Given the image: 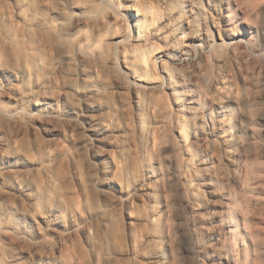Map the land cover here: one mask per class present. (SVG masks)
<instances>
[{"label":"rangeland","instance_id":"374dc122","mask_svg":"<svg viewBox=\"0 0 264 264\" xmlns=\"http://www.w3.org/2000/svg\"><path fill=\"white\" fill-rule=\"evenodd\" d=\"M58 1L31 0L26 14L36 23L50 21L49 8ZM224 2L203 0L200 19L190 13L186 0H181L180 7L173 4L171 9L164 8L158 0H68L67 12L74 4L85 3L99 17L97 24L88 25L92 35L104 38L102 65L92 71L93 83L100 92L96 100L106 110L105 121L112 131L113 178L133 190L135 198L123 205L117 204L115 197H102L95 184L97 169H87L86 155L78 149L82 137L62 126L51 152L30 136L19 139V149L37 164L33 169V189L39 200L32 206L14 195L0 197V218L10 204L20 219L17 226L22 223L34 232L45 225H32L33 219L51 208L60 210L67 225L78 221L77 206L84 212L102 211L104 217L94 225L92 246L80 234L67 237L62 251L52 256L61 264H250L252 252L248 259L244 251V247L251 246L249 226H241L245 238L229 233L231 218L235 222L243 214L245 219H253L252 226L260 233L255 249L264 264V0L257 8L249 6V11L240 3L250 14L256 40V53L244 45L247 59L257 56L256 69H251L246 79L238 73V63L228 47L230 39L224 32L230 28L222 22ZM133 3L145 14L137 35L139 42L130 46L131 42L119 41L133 33L132 23L124 17L126 6ZM175 16L178 23H172V29L167 30L165 23ZM133 17L138 19L136 13ZM206 23L211 24L215 36L206 58L214 65L213 74L218 81L211 92L216 143L210 152L213 163L209 169H203L200 148L205 145L198 142L206 130L201 128L196 133L191 123L178 115L172 91L149 97L145 113L139 118L128 83L120 77L123 66L133 63L146 81L163 82L164 74L154 62L156 56L172 43L184 46L195 31L205 34ZM17 33L22 37L21 31ZM48 47L46 42L41 45L45 72L59 63L56 50L50 47L48 53ZM220 60L228 65L226 75L217 66ZM199 61L203 63L204 57L199 56ZM165 68L168 72L172 65L167 63ZM179 68L191 69L190 65ZM71 70L77 72L78 68ZM191 78L197 86L198 76ZM70 83L65 75H60L51 80V93L62 97ZM233 98L243 100L241 113L230 103ZM14 136L7 134L8 141L12 142ZM57 154L62 155L64 163L53 166L51 156ZM242 168L247 173L240 179ZM148 171L156 176V200L142 189ZM226 195L232 196L230 202L224 200ZM0 248L4 253L0 264H8L9 257L19 259L21 264H33L24 243L0 240ZM161 253L165 263L158 259Z\"/></svg>","mask_w":264,"mask_h":264},{"label":"bare ground","instance_id":"6f19581e","mask_svg":"<svg viewBox=\"0 0 264 264\" xmlns=\"http://www.w3.org/2000/svg\"><path fill=\"white\" fill-rule=\"evenodd\" d=\"M158 1L168 9H171L175 3L180 7L181 2V0ZM186 1L190 13L195 18L203 14L201 10L203 0ZM262 1L225 0L222 5L224 11L222 22L228 27L227 29L230 28L224 32L230 39L228 47L233 60L238 63V73L245 79L251 69H256L257 61L256 55L247 59L244 52V45L252 47L255 52L256 40L250 26L248 8L249 6L257 8L259 3L260 5L263 3ZM30 2L31 0H0V197L14 195L19 200L36 206L39 198L33 189V169L37 164L19 149L18 141L30 136L45 151L51 152L54 140L61 134L58 129L64 126L82 137L78 149L86 155L87 169H97L95 183L97 192L104 198L115 197L117 204L129 205L135 198V193L121 186L113 178L110 155L113 148L112 131L105 121L106 110L96 100L100 92L93 83L92 71L102 65L101 45L104 38L99 34L92 35L88 31V25L97 24L99 17L95 12H91L85 3H73L71 10L67 12L68 0H59L56 5L49 8L51 20L42 19L43 21L39 20L36 23L26 14ZM240 3L245 4V7L248 6V11ZM136 5L133 3L126 6L124 15L125 19L132 23L133 33L120 37L119 41L126 44L131 42L130 46L139 42L137 35L142 29L144 11ZM133 13L137 14L138 19L133 17ZM177 20L178 16H175L165 21L167 30ZM210 25H207L208 31L205 34L198 35L196 31L193 32L189 36V41L182 47H176L170 42L171 45L167 50L156 56L154 62L160 66L164 74L163 82L153 84L146 81L139 75L136 64L133 63L125 64L120 76L128 83L133 94V104L139 118L145 113L149 97L155 96L160 91H172L178 115L185 122H190L196 133L201 128L206 130L198 139V142L203 143L202 146L205 145L200 148L203 169H209L213 163L210 152L216 143L214 141L215 111L211 92L218 81L213 74L214 65L211 66L212 62L210 64L206 58L211 51V44L215 42ZM19 30L22 37L17 33L20 32ZM44 42L49 46L48 53L50 49H55L59 56L58 65L50 72H45L46 65L43 63L41 45ZM199 56L204 57L203 63L199 61L202 64L197 62ZM217 62L222 72L228 74V65L222 60ZM167 63L172 65L168 72L165 68ZM189 65L190 70L179 68ZM74 66H77V72L71 70ZM60 75H65L72 83L68 85L62 97H56L51 93L49 84L51 80H57ZM194 75L199 78L197 86L190 80ZM233 99L230 103L241 113L242 99ZM9 133L15 135L12 142L7 139ZM141 134L143 136V131ZM51 157L50 164L53 166L64 163L61 154ZM241 170L238 176L240 179L247 173L245 168ZM147 174L148 178L143 182L142 189L156 200L154 189L156 176L151 171ZM46 176L50 178V174ZM224 200L230 202L232 196L226 195ZM6 206L7 211L0 218V240H16L28 245L27 257L33 264H61L52 256L62 251L67 237L71 235L80 234L91 247L95 222L104 217L102 211L84 212L77 206L75 212L79 215L78 221L67 225L62 219L60 210L51 208L45 214L33 219L32 225H40V223L45 225L44 228L39 226L33 232L30 227L22 223L18 227L20 219L14 213V206L10 204ZM233 220L232 218L230 220L229 233L235 237L245 238L241 226L244 223L249 226L251 246L244 247V251L248 259L252 252L250 264H263L259 250L255 249L260 233L255 226H252L253 219H245L242 214L235 222ZM129 222L132 224L131 219ZM3 255L0 248V259H4ZM158 259L163 263L166 262L163 253L159 254ZM6 262L21 264L19 259L13 257L6 258Z\"/></svg>","mask_w":264,"mask_h":264}]
</instances>
